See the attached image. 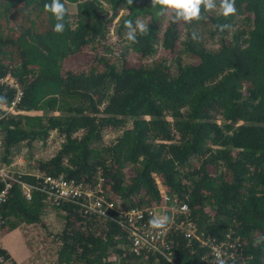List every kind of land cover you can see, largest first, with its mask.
<instances>
[{
    "label": "trees",
    "instance_id": "obj_1",
    "mask_svg": "<svg viewBox=\"0 0 264 264\" xmlns=\"http://www.w3.org/2000/svg\"><path fill=\"white\" fill-rule=\"evenodd\" d=\"M51 2L0 0V77L9 74L21 90L14 112L0 109V165L19 143L43 142L53 131L56 151L32 168L76 183L99 173L122 208L155 205L163 189L187 206L196 234L221 239L232 231L242 264H264V0H235L228 17L217 0V12L202 5V18L190 22L153 0H60L61 33L44 9ZM140 16L148 31L137 29L133 43L125 21L135 29ZM215 36V48H206ZM155 45L166 55L154 57ZM13 95L0 83V105ZM127 120L102 142V130ZM17 179L37 184L32 175ZM51 209L62 212L58 264H170L133 255L113 221L72 202L46 203L36 188L26 198L17 182L0 202V219L7 229H45L40 216ZM170 238L173 264H202L204 248L178 232Z\"/></svg>",
    "mask_w": 264,
    "mask_h": 264
},
{
    "label": "built area",
    "instance_id": "obj_2",
    "mask_svg": "<svg viewBox=\"0 0 264 264\" xmlns=\"http://www.w3.org/2000/svg\"><path fill=\"white\" fill-rule=\"evenodd\" d=\"M0 83L14 89L13 99L5 105H0L4 112H9L18 101L21 90L16 79L9 74L0 77ZM21 175L24 174L12 173L7 166L0 165V181L3 183V188L0 190V202L4 200L11 182L18 183L26 198L29 196L30 190L36 188L42 191L46 203L57 205L63 202H72L85 215L108 219L116 223L124 233L127 249L135 256L161 255L166 261L173 264L170 258L172 254L170 234L178 232L186 244L194 240L197 245L204 248V254L200 258L202 264H237V261L241 260L238 253L239 237L234 232L228 231L221 239L203 238L196 234V226L188 216L187 206L184 203H176L167 195H163L159 204L122 208L117 205L115 199L108 197L109 193L104 189L99 173L92 183H76L65 181L60 178L61 176L57 178L45 176L34 168L31 173L26 175H32L37 179L35 186L19 181L17 178ZM157 206L160 207V211L156 210ZM164 210L167 212L165 213ZM161 216L168 217L167 224L163 229H153L149 221L154 217ZM2 223L3 220L0 219V226ZM0 264L17 263L0 253Z\"/></svg>",
    "mask_w": 264,
    "mask_h": 264
},
{
    "label": "rangeland",
    "instance_id": "obj_3",
    "mask_svg": "<svg viewBox=\"0 0 264 264\" xmlns=\"http://www.w3.org/2000/svg\"><path fill=\"white\" fill-rule=\"evenodd\" d=\"M74 7H75L74 4L67 5L69 17L71 20H72V14L74 12ZM211 11L217 12V8ZM122 12H123L122 10H119L117 16H119ZM117 16L113 19L112 21L113 24L117 20ZM146 21H147L146 18L141 17V16L137 17V19L135 20L136 23L143 22L144 24L146 23ZM182 33H183V29L181 30V34ZM108 35L110 36L109 40H114L117 38L113 29L108 30ZM182 38L183 37L181 36V39ZM216 38H217L216 36L214 38H205V41H204L205 47L208 49H214L215 48L214 41ZM160 51H161V48L155 45L154 57H163L164 55H166V54L161 55ZM0 109L2 110L1 106H0ZM12 110L9 112L14 111ZM39 113H40L39 111L25 112V114H31V115L39 114ZM129 124H130V121L127 120L123 125H120L118 127H110V128L102 130L101 132L102 142L104 144L110 143L112 140L115 139L117 135H119L121 130L125 128L126 126H128ZM59 139L60 138L57 137V135L52 131L49 133V135L43 142H39L38 140H35V141L28 143V145L24 144L25 142L19 143L15 147L14 154L11 158V161L6 165L8 167V170L15 174L31 173V171L34 169L32 168L33 163L36 160L45 159L47 157H50L52 154H54L58 146L57 144L60 143ZM160 191H161L162 197L163 195H166L163 189L162 190L160 189ZM107 195L109 198L114 199L113 194L109 193ZM117 205L119 206L120 204H117ZM156 210L160 211V207L157 206ZM164 212L166 213L167 211L164 210ZM44 214L46 215L41 214L40 219L43 221L42 223L46 225L45 229H40L38 226H34L31 229H27L29 227H24L23 225H21V227L17 229L19 230V233L24 239V241H26L27 245L24 243L26 245V249L28 248L27 246H29L31 243L32 248H30V251H29L30 254L23 253L22 250L20 249L23 241H21V244H19V241L10 239V235H7L9 232H11L14 229H7L4 221L2 225L0 226V248L4 249L5 247L7 248L8 246L16 247L17 250H19L18 252L20 255V257L16 255L17 260L19 261L17 262V264H58L57 259H56V252L58 249V245H57L58 241L56 240V236L59 235L61 231L62 212L59 211L58 209H51L50 211H47ZM110 250L111 248H109V251ZM5 251L7 253V256L10 257L13 261H15L13 259V256L15 254L12 253L13 256H11V253L8 251V249ZM112 254L113 253L111 252L108 255L110 260L114 259ZM242 263H243L242 260L237 261V264H242Z\"/></svg>",
    "mask_w": 264,
    "mask_h": 264
},
{
    "label": "clouds",
    "instance_id": "obj_4",
    "mask_svg": "<svg viewBox=\"0 0 264 264\" xmlns=\"http://www.w3.org/2000/svg\"><path fill=\"white\" fill-rule=\"evenodd\" d=\"M154 3H158L162 8L171 9L176 12V18H183L185 21L199 20L201 19V6L203 5L206 11H211L217 8V0H153ZM130 3V0H129ZM235 0H219V12L222 16L228 17L234 14ZM44 9L51 12L55 17L57 23L54 26V31L61 33L64 29V24L61 22L65 15V7L60 0H52L51 4H45ZM125 27L128 29L126 33L127 40L135 43V31L138 29L141 35L147 34V27L143 22H137L136 28H132L131 21H125ZM223 30L227 25H220ZM168 222L167 216L154 217L149 221L153 229H163ZM260 240H264L261 237ZM260 240L256 241L259 243Z\"/></svg>",
    "mask_w": 264,
    "mask_h": 264
},
{
    "label": "crops",
    "instance_id": "obj_5",
    "mask_svg": "<svg viewBox=\"0 0 264 264\" xmlns=\"http://www.w3.org/2000/svg\"><path fill=\"white\" fill-rule=\"evenodd\" d=\"M18 229V228H17ZM17 229H14V230H12L11 232H9L7 235H10V239H13V240H17V241H19V244H21V241H23V243H22V246L20 247V249L22 250V252L23 253H27V254H30L29 253V251H30V248H32V245H31V243H30V245L29 246H27L28 248L26 249V243H25V241H24V239L22 238V236L20 235V233H19V230H17ZM26 245H25V244ZM3 249V248H2ZM8 249V251L11 253V256H13L12 255V253L13 254H15L14 256H13V259L15 260V262L17 263V262H19L18 260H17V256H19L20 257V255H19V250H17V248L16 247H5L4 248V250H7ZM26 249V250H25ZM9 253V254H10ZM17 255V256H16ZM30 256V255H29ZM31 263V262H30Z\"/></svg>",
    "mask_w": 264,
    "mask_h": 264
}]
</instances>
